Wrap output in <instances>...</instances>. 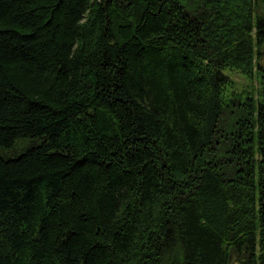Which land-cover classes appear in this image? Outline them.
<instances>
[{
  "label": "trees",
  "instance_id": "obj_1",
  "mask_svg": "<svg viewBox=\"0 0 264 264\" xmlns=\"http://www.w3.org/2000/svg\"><path fill=\"white\" fill-rule=\"evenodd\" d=\"M0 264H264V0H0Z\"/></svg>",
  "mask_w": 264,
  "mask_h": 264
},
{
  "label": "rangeland",
  "instance_id": "obj_2",
  "mask_svg": "<svg viewBox=\"0 0 264 264\" xmlns=\"http://www.w3.org/2000/svg\"><path fill=\"white\" fill-rule=\"evenodd\" d=\"M228 75L230 76L231 80L234 81V86L236 89L241 90L243 87H247L250 90L254 91L256 94L258 93L256 88L260 87V82L257 79V76L255 75L252 79L247 78L245 75L240 73L239 71H227ZM251 84H253L254 87H251ZM17 150V149H15ZM15 150H12L11 152H15ZM17 152V151H16ZM14 157V156H11Z\"/></svg>",
  "mask_w": 264,
  "mask_h": 264
}]
</instances>
